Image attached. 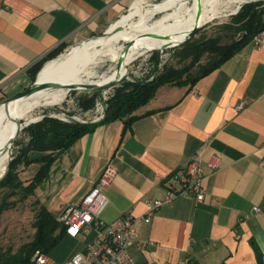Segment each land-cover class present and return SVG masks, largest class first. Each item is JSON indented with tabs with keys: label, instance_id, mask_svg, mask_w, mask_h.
<instances>
[{
	"label": "crops",
	"instance_id": "crops-1",
	"mask_svg": "<svg viewBox=\"0 0 264 264\" xmlns=\"http://www.w3.org/2000/svg\"><path fill=\"white\" fill-rule=\"evenodd\" d=\"M133 1L0 0V101L25 86L39 60L109 27ZM136 113L141 116L124 132L114 120L57 152L34 190L38 201L59 218L110 161L115 176L103 191L108 203L100 218L131 214L137 239L154 242L131 249L136 264H178L184 257L187 264H264V35L260 47L249 42L192 86L159 87ZM205 142L201 159L216 154L220 163L215 172L205 170L203 200L182 193L145 221V201L162 198L172 174ZM84 241L64 235L48 254L62 262Z\"/></svg>",
	"mask_w": 264,
	"mask_h": 264
},
{
	"label": "trees",
	"instance_id": "trees-1",
	"mask_svg": "<svg viewBox=\"0 0 264 264\" xmlns=\"http://www.w3.org/2000/svg\"><path fill=\"white\" fill-rule=\"evenodd\" d=\"M262 4H264V0L242 5L231 17V21L223 24L222 27L233 32V37L229 42L220 44L218 37L192 41L190 37L181 48L182 57L190 58L188 64L180 68L165 66L152 79L146 81L122 80L113 88V94L107 99V106L101 120L87 123H67L45 114L39 120L25 126L23 129L27 131L28 140L16 154L11 155L6 174L0 179V188L8 187L12 191L18 188L24 194L33 195L35 188L48 173L57 152L67 149L74 141L92 132L98 125L114 120L123 122L124 132L134 120L141 116L136 113L137 110L152 99L158 88L163 85H194L196 81L218 68L244 45L251 42L256 34L264 31ZM186 34H183L180 41L185 38ZM64 48V45H60L28 70L32 82L42 64L58 55ZM204 54L209 56L206 63L200 65L195 74H190V68L198 64ZM151 60L154 64L157 63L158 51L151 53ZM97 93L98 91H94L91 96H81L78 103L83 109L89 108ZM32 151L45 152V154L41 157H31L30 152ZM31 163H40V166L28 181L23 182L19 178L18 168L20 166L25 168ZM36 202L39 204V209L36 213L35 233L32 240L21 246L15 253L0 257V264H30L31 257L36 251L48 254L66 235L64 226L58 218L54 217L38 199Z\"/></svg>",
	"mask_w": 264,
	"mask_h": 264
},
{
	"label": "rangeland",
	"instance_id": "rangeland-1",
	"mask_svg": "<svg viewBox=\"0 0 264 264\" xmlns=\"http://www.w3.org/2000/svg\"><path fill=\"white\" fill-rule=\"evenodd\" d=\"M162 0H134L133 3L125 9V11L118 17L113 25L117 29H128V27L139 21V11L149 4H155ZM263 1V0H256ZM253 2V1H252ZM218 3V4H217ZM249 2H244L238 4L236 2H230L229 0H216L214 7L217 10V14L210 18L206 23L197 28V31L191 36L192 41H200L207 38L218 37L219 43L224 44L231 40L233 37V32L225 29L223 24H227L231 21V17L237 13L239 8ZM264 8V4H262ZM238 9V10H237ZM159 16L156 14L154 17H148L140 21V25L144 24L145 26H150L153 24L155 19ZM264 20V13L262 16ZM108 28V27H107ZM105 28L101 32L86 38L89 40L94 37H100V34L107 30ZM186 31L185 33H187ZM104 36V35H103ZM83 40V41H85ZM136 38H119L117 42L111 43L108 46V50L115 53L117 59L113 58V55H100L97 56L92 61H89L84 66L79 67L78 76L83 80L84 83L98 82L102 81L104 77L108 75L116 74L119 71V66L116 63L123 59L122 55L124 51H127L128 47H124L126 41H132V44L135 43ZM83 41L78 42L69 47H65L58 55L55 57L46 60L42 66L39 68L35 75V79L47 62H53L54 64H60L61 59L69 56L72 53L73 48L79 46ZM182 44L177 46H169L165 48L151 47L149 49L139 48L136 51L132 52L129 56V61L124 65L122 73L125 75V80L134 81V80H150L154 77L156 73L161 71L165 66H170L174 68H180L189 63L190 58H183L181 55ZM152 49H160L158 51V60L154 64L151 60ZM63 57V58H62ZM208 54H204L198 64L193 65L189 72L190 74H195L200 65H203L208 60ZM120 71V74H122ZM123 76H117L116 81H118ZM34 79V80H35ZM123 79V80H124ZM122 81V80H121ZM120 81V82H121ZM118 82V84L120 83ZM32 80L28 79V82L25 86L19 91H23L25 88L32 84ZM117 84V85H118ZM116 85V86H117ZM115 87V86H114ZM108 88L102 91H98L93 99L92 105L83 109L78 103V99L82 96L88 97L91 96L94 91L89 90H71L67 92L65 89V94L63 99L53 105L37 107L31 111L33 117H38L47 114L56 115L55 118L62 122L72 123H87L92 122L100 115L104 116V112L107 106V99L113 94V88ZM80 89V88H76ZM18 92V93H19ZM16 93V94H18ZM16 94H13L11 97L6 98L5 100L0 101L3 103ZM64 115V117H62ZM67 115V116H65ZM66 118L67 120L61 119ZM24 128V127H23ZM21 129L11 147H9L8 152L10 159L12 154H16L20 147L25 144L28 140V134L25 129ZM11 151V153H10ZM22 166L18 168V174L21 181L25 182L24 178L34 174L35 170L30 167L27 171L23 172ZM33 170V171H32ZM37 197L35 194L27 195L22 191H19L18 188L12 191L8 187L0 188V257H5L8 254L15 253L21 246L30 242L35 233V218L36 213L39 209V204L36 202Z\"/></svg>",
	"mask_w": 264,
	"mask_h": 264
},
{
	"label": "bare ground",
	"instance_id": "bare-ground-1",
	"mask_svg": "<svg viewBox=\"0 0 264 264\" xmlns=\"http://www.w3.org/2000/svg\"><path fill=\"white\" fill-rule=\"evenodd\" d=\"M216 0H162L155 4L143 7L139 13V21L131 24L128 29H117L111 24L100 37H94L79 46L73 48L72 53L61 59L60 64L47 62L37 75V84L58 83L56 88H43L34 93L8 101V104L0 103V178L7 169L10 155L8 152V141L18 131L19 122L38 119L33 117L31 111L37 107L56 104L63 99L65 89L62 85L80 88L85 84H106L115 81L122 73L124 65L128 63L129 56L139 48L149 49L151 47L165 48L173 46L181 40L183 34L195 26L206 23L217 14L214 7ZM242 4L252 0H229ZM218 4V3H217ZM159 16L152 25H140V21L148 17ZM119 38H136L127 51H124L123 59L117 61L119 71L116 74L104 77L102 81L86 83L78 76L79 67L84 66L100 55H113L108 50L111 43L117 42ZM120 71L122 74H120ZM68 92V91H67ZM33 112V111H32Z\"/></svg>",
	"mask_w": 264,
	"mask_h": 264
},
{
	"label": "built area",
	"instance_id": "built-area-1",
	"mask_svg": "<svg viewBox=\"0 0 264 264\" xmlns=\"http://www.w3.org/2000/svg\"><path fill=\"white\" fill-rule=\"evenodd\" d=\"M263 35L264 31L253 37L251 42L254 47L261 46ZM244 105V102L240 101L236 109L240 111L244 108ZM47 115L56 117V115L50 113ZM102 118L103 115H100L92 122H97ZM61 119L67 120L66 118ZM206 144L207 142L201 147L196 156L189 157L186 160L180 172L172 174L169 189L162 198L147 199L145 201L147 207L145 221H148L152 213L160 206L182 193L192 194L198 202L203 200L205 170L215 172L218 170L220 163L219 156L216 154H212L205 161L201 159ZM260 165L264 168V156L260 160ZM114 176L115 169L108 161L102 168L94 186L78 203L68 205L58 218L64 226L66 235L71 237L81 235L84 237L83 248L62 262L55 261L47 253L36 251L31 257L30 264H136L131 256V249L136 248L144 251L154 245V242L137 239L134 217L131 214L118 216L110 222H104L100 218V213L108 203L103 191L110 185ZM253 211L259 212L260 209L253 207ZM188 262L189 259L184 257L178 264H187Z\"/></svg>",
	"mask_w": 264,
	"mask_h": 264
},
{
	"label": "water",
	"instance_id": "water-1",
	"mask_svg": "<svg viewBox=\"0 0 264 264\" xmlns=\"http://www.w3.org/2000/svg\"><path fill=\"white\" fill-rule=\"evenodd\" d=\"M252 1H256V0H252ZM252 1H247V2H252ZM238 10V9H237ZM201 26V25H200ZM200 26H195V27H193V28H191L188 32H187V34H186V36H185V38L182 40V41H180L179 43H177V44H175V45H173V46H177V45H179V44H182V43H184L186 40H188L194 33H195V31L197 30V28L198 27H200ZM106 31L107 30H105L104 32H102L101 34H100V36H102V35H105V33H106ZM132 44V41H126V44H125V46L124 47H129L130 45ZM153 51H156V50H160V49H152ZM37 78V77H36ZM124 78H126V74L122 77V78H120L118 81H112V82H108V83H106V84H102V85H96V84H85V85H83L82 87H80V89H76L74 86H68V85H62L61 87L62 88H67V91L69 92V91H71V90H89V91H102V90H105V89H108V88H111V87H114V86H116L117 84H118V82H120L121 80H123ZM59 86V84L58 83H45V84H37V81H36V79L33 81V83L30 85V86H28L27 88H25L23 91H21V92H19L18 94H16L13 98H11V99H9V100H7V101H5V102H3L4 104H8V101H10V100H12V99H17V98H21V97H25V96H28V95H30V94H32V93H34L35 91H37V90H40V89H43V88H56V87H58ZM42 117V116H41ZM40 117V118H41ZM40 118H38V119H34V120H29V121H27V122H19L18 123V131L10 138V140L8 141V146L9 147H11L12 146V144H13V142H14V139L16 138V136H17V134H18V132L23 128V127H25V126H27L28 124H30V123H33V122H35V121H37V120H39ZM10 153H11V151H10ZM6 171H7V169H6ZM6 171L4 172V174L2 175V177L1 178H3L4 176H5V174H6ZM0 178V179H1Z\"/></svg>",
	"mask_w": 264,
	"mask_h": 264
}]
</instances>
